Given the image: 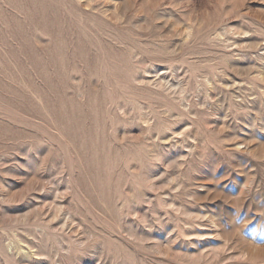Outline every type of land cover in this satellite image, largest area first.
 <instances>
[{
  "label": "rangeland",
  "instance_id": "obj_1",
  "mask_svg": "<svg viewBox=\"0 0 264 264\" xmlns=\"http://www.w3.org/2000/svg\"><path fill=\"white\" fill-rule=\"evenodd\" d=\"M0 264H264V0H0Z\"/></svg>",
  "mask_w": 264,
  "mask_h": 264
}]
</instances>
